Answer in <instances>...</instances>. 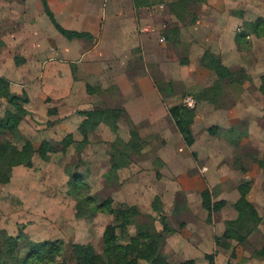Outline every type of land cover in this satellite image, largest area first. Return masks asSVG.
I'll return each instance as SVG.
<instances>
[{
    "label": "rangeland",
    "instance_id": "374dc122",
    "mask_svg": "<svg viewBox=\"0 0 264 264\" xmlns=\"http://www.w3.org/2000/svg\"><path fill=\"white\" fill-rule=\"evenodd\" d=\"M212 20L204 17L201 24L173 23L170 28L177 29V33L168 32V38L162 44L155 39L157 48L153 55L157 54L162 60L153 62L148 55L151 61L148 62V69L166 101L170 123L168 125V120L163 121L158 132L147 128V123L138 127L144 133L141 136L142 152L136 153L131 146L134 142V137L129 134L132 128L124 120L121 135H114L111 141L109 136L100 132L85 138L89 146L83 145V152L71 150L63 160L52 156L47 172L36 171V166L33 167L28 172L29 188L23 189L28 191L27 194L24 192L26 199L15 194L12 188L0 192V229L6 227L9 234L17 235L22 231L28 236L26 240L20 239L21 247L14 254L16 260L24 259L28 254L31 241L59 240L62 245L60 251L46 254L37 264H75L73 245H80L85 251L91 247L94 254H102L107 226L118 225L116 215L110 213L113 209L138 207L142 216L137 220L144 224L150 223L156 230L157 226L164 227L162 221L165 219L170 230L166 235L168 238L175 231V227H170L173 224L178 227L183 219L191 220V215L186 212L183 218L168 220L162 207V196L172 199L171 195H174L176 202L182 205L185 193L194 195L201 191L202 197V193L209 190L213 203H216L225 201L222 198L231 199L235 191L241 195L239 187L244 183L250 184V200L252 194L264 192V167L259 164L264 161V93L260 90L264 81V29L262 32L260 29L258 35L243 22L219 23L217 19L216 23ZM163 25L159 27L160 32ZM206 53L213 56L203 66L202 59ZM220 63L235 73L232 83L226 81L224 94L214 103H198L197 95L222 77ZM189 98L194 100L192 108L196 112L191 126L195 138L192 147L186 145L178 128L175 132L170 128L176 125L172 111L180 105L187 106ZM108 105L118 107L111 102L104 104L105 107ZM119 139L131 146L128 150L132 163L115 175L107 174L104 177L110 169L109 156L106 154L109 153L110 142L115 144ZM96 144L98 148L94 147ZM169 146L177 151V159L175 167L169 168L166 178H170V181L166 184L160 173L164 167L158 154L168 150V154L173 156ZM150 161H154V167L144 164ZM136 169L140 174L137 179L133 178L132 172ZM152 170L160 176L153 177ZM75 174L84 177L80 185L73 182L72 176ZM223 181H228L227 186ZM71 192L73 197L69 195ZM137 196H140V208ZM88 197H95L98 203L112 198L114 204L105 207L106 213L98 212L94 216L78 218L79 204L82 212H90ZM193 198L191 200L195 203ZM222 210L214 212L215 215L219 216ZM229 210L232 212V209ZM221 215L229 217L230 213L223 211ZM117 233L120 238L119 229ZM127 233L128 237L120 238L119 244L130 242V237L137 234V225H129ZM0 243L3 244L2 234ZM165 244L162 254L171 264H181L179 262L184 259L177 253H166ZM218 248L225 250H219L224 254L220 253L218 257L208 246L196 249L193 254L186 253L188 255L185 257L194 259L196 264H251L258 257V254L253 257L254 252L260 251L257 245L252 247L234 242L228 249ZM141 264L149 263L142 261Z\"/></svg>",
    "mask_w": 264,
    "mask_h": 264
},
{
    "label": "crops",
    "instance_id": "0c3cea01",
    "mask_svg": "<svg viewBox=\"0 0 264 264\" xmlns=\"http://www.w3.org/2000/svg\"><path fill=\"white\" fill-rule=\"evenodd\" d=\"M44 1L0 0V79L8 81L12 94L20 99L28 112L12 138L19 148L30 141L36 152L45 143L56 145V152L48 154L45 161L35 154L33 167L36 166V171L47 172L52 156L63 160L71 150L83 152V147L89 146L85 143L86 137L104 132L111 141L114 135H121L124 120L131 128L136 127L141 136L144 133L138 127L145 123L147 128L158 132L163 121L168 120L169 112L148 69V62H151L148 55L153 62L162 60L157 54L153 55L157 48L155 43H164L168 32H178L173 27L171 29L170 24L180 23V20L169 10L170 4L178 0L160 3L155 0L148 3V0H47L56 21L64 29L87 35L71 40L55 28L46 13ZM193 1L189 0L192 6ZM195 6L199 8L197 24H201L204 17L213 18L216 23L264 21V0H205ZM252 8L255 10L251 11ZM161 24H164L162 32L159 31ZM110 102L118 107L104 106ZM15 105V102L0 97V118L7 111L14 110ZM100 108L124 111L118 131L113 132L108 125L100 124L89 134H82L80 127L86 118L81 113ZM170 128L173 132L177 129L176 125ZM68 136H72L73 142L64 149L62 142ZM94 147L98 148V144ZM169 149L173 156L168 154V150L158 154L164 167L160 173L166 184L170 181L166 178L169 168L175 167L177 159V151L170 146ZM115 151V145L110 142L109 153H106L110 169L104 177L112 169ZM144 164H150L149 167L155 165L154 161ZM33 167H15L10 183L0 187V192L12 188L15 194L26 199L28 191L23 189L29 188L28 172ZM132 172L133 178H140L138 169ZM151 174L155 178L160 176L154 170ZM197 181L200 182L199 179ZM222 183L227 186L228 181ZM252 195L250 201L263 221L246 244L257 245V250L261 251L264 247V192ZM171 196L172 199L161 198L168 220L183 218L186 212L192 217L189 221L183 219L178 227L177 224L170 227H175V231L166 239V253H177L184 259L179 263L191 260L185 257L186 253L193 254L196 249L206 246L211 247L217 257L224 254L221 251L225 250L218 248L215 238L222 237L226 223L239 215L242 196L238 191L232 192L231 199L222 198L226 202L222 212L230 213L229 217L221 215L222 212L219 216L206 212L202 208L201 191L194 195L185 193L182 205L176 202L174 195ZM139 197L137 204L140 208ZM157 227L160 232L164 229L163 226ZM0 230L7 231L6 227ZM257 254L254 252L253 257ZM258 257L251 264H264V256Z\"/></svg>",
    "mask_w": 264,
    "mask_h": 264
},
{
    "label": "trees",
    "instance_id": "16d2710c",
    "mask_svg": "<svg viewBox=\"0 0 264 264\" xmlns=\"http://www.w3.org/2000/svg\"><path fill=\"white\" fill-rule=\"evenodd\" d=\"M160 3L163 0H155ZM205 0H195L190 5L189 0H178L171 3L169 10L174 14L180 23L187 22V24L197 23L199 16V8L195 5ZM45 2L46 13L50 20L54 24L55 28L66 38L74 39L85 37L87 35L80 34L73 31L64 29L55 19L51 12L47 0ZM137 2V0H136ZM150 2L149 0L147 3ZM185 24V23H184ZM185 24V25H187ZM247 27L252 29L255 33L264 29V21L257 23H246ZM243 36V35H242ZM244 37V36H243ZM213 56V55H212ZM211 54L206 53L202 59V65L208 64ZM220 61V59H219ZM222 77H219L214 83L206 87L202 92L197 95L198 103L202 101H210L214 103L215 100L224 94L226 81L231 84L235 73L229 71L228 67L219 65ZM171 87V84H169ZM91 92V89H88ZM260 90L264 93V81ZM161 91V90H160ZM0 97L8 101L16 103L14 110L7 111L3 118H0V187L7 186L12 177L13 169L17 166L33 167V158L37 153L39 157L45 161L48 154L56 152V145L44 144L41 149L36 152L30 141H26L21 148L16 144L13 138H10L18 133L22 118L25 117L28 112L20 103V99L16 98L10 90L8 81L0 79ZM195 108H190L186 105H180L174 112L172 111L173 120L183 136L185 143L188 147H192L195 143V138L192 131V124L195 118ZM86 120L81 125L80 129L82 134L87 135L94 131L100 124L108 125L113 132H117L119 127L118 123L124 116L123 110L100 108L90 112L81 113ZM131 136L134 137V142L131 146L134 147L136 153L143 151L141 135L136 128H132ZM73 142L72 136H68L63 142L64 149ZM61 144V143H60ZM116 151L112 155V169L109 175H115L119 170L127 168L131 165L132 160L129 155L131 146L127 145L124 140L114 144ZM132 147V148H133ZM264 167V161L259 162ZM73 182L76 185L84 182L82 175L75 174L72 176ZM83 189V188H80ZM239 191L242 196V202L239 205V215L235 220L228 221L226 223V231L222 237H216V245L218 247L228 249L231 247V243L246 244L250 236L257 230L263 221L260 217L256 206L250 201L249 193L251 192L250 184L244 183L240 185ZM72 196V192L69 193ZM73 197V196H72ZM203 207L208 210L210 214L212 212H218L226 205L225 201H219L213 203L211 198V192L206 190L202 193ZM87 206L90 208V212H82L80 204L77 206V217L83 218L86 216H94L98 212L106 213L105 207L112 206L114 201L112 198L105 200V202H96L95 197H88ZM94 206V207H92ZM92 207V208H91ZM111 210V209H110ZM110 213L115 214L118 220V225L107 226L104 232V251L102 254H94L93 249L88 247L85 251L80 245H73L74 254L76 258L75 264H141L142 261H146L149 264H171L166 256L162 254V247L166 241L167 233L170 230L166 226V220L164 223V232H158L154 226L150 223L144 224L137 220L142 216V213L138 207H128L127 210L122 208L113 209ZM137 225V234L130 237L128 244H119L120 238L126 239L128 237L127 228L129 225ZM120 230V238L117 233ZM3 244L0 243V264H37L42 261L46 254H52L53 252L61 250V242L56 241H42L32 242L29 244V252L24 259L16 260L14 254L18 252L21 247L20 239H28V236L22 231L18 236H12L7 231L1 230ZM234 255V254H233ZM259 256H264V248L258 252ZM58 264H69L66 262ZM181 264H196V261L191 259Z\"/></svg>",
    "mask_w": 264,
    "mask_h": 264
},
{
    "label": "built area",
    "instance_id": "2783aa9c",
    "mask_svg": "<svg viewBox=\"0 0 264 264\" xmlns=\"http://www.w3.org/2000/svg\"><path fill=\"white\" fill-rule=\"evenodd\" d=\"M186 103L188 107H194V100L192 98L187 99Z\"/></svg>",
    "mask_w": 264,
    "mask_h": 264
}]
</instances>
